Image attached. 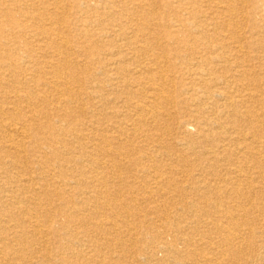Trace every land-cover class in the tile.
Wrapping results in <instances>:
<instances>
[{
	"label": "bare ground",
	"instance_id": "6f19581e",
	"mask_svg": "<svg viewBox=\"0 0 264 264\" xmlns=\"http://www.w3.org/2000/svg\"><path fill=\"white\" fill-rule=\"evenodd\" d=\"M0 264H264V0H0Z\"/></svg>",
	"mask_w": 264,
	"mask_h": 264
}]
</instances>
